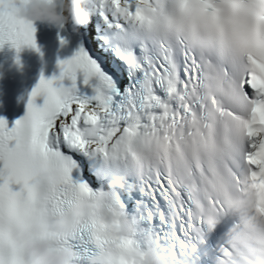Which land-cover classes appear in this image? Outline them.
<instances>
[{
  "label": "snow or ice",
  "instance_id": "snow-or-ice-1",
  "mask_svg": "<svg viewBox=\"0 0 264 264\" xmlns=\"http://www.w3.org/2000/svg\"><path fill=\"white\" fill-rule=\"evenodd\" d=\"M20 2L0 0V45L39 51ZM90 7L58 74L40 76L12 127L0 117V264H28L7 233L34 220L75 249L73 264H144L152 240L176 264H264V0ZM95 157L122 187L98 170L73 178ZM67 211L71 235L53 225Z\"/></svg>",
  "mask_w": 264,
  "mask_h": 264
},
{
  "label": "clouds",
  "instance_id": "clouds-1",
  "mask_svg": "<svg viewBox=\"0 0 264 264\" xmlns=\"http://www.w3.org/2000/svg\"><path fill=\"white\" fill-rule=\"evenodd\" d=\"M92 0H21L17 6V14L32 22L45 23L52 27L71 25L74 30L83 27L92 19ZM125 181L123 175H110L105 183L110 186L122 187ZM244 201H238L242 207ZM95 210L100 219L112 226V215L105 206L103 197L95 205ZM54 227L71 235L76 227V214L67 211L63 216L53 221ZM115 230L118 234H126L131 230L127 218H122ZM45 225L39 221H32L29 225L12 224L8 229V239L15 245L23 248L28 264H73L76 251L71 246L57 245L50 235H45ZM175 251L166 248L158 241H150L144 251V264H176Z\"/></svg>",
  "mask_w": 264,
  "mask_h": 264
},
{
  "label": "bare ground",
  "instance_id": "bare-ground-1",
  "mask_svg": "<svg viewBox=\"0 0 264 264\" xmlns=\"http://www.w3.org/2000/svg\"><path fill=\"white\" fill-rule=\"evenodd\" d=\"M89 39H91V36H89ZM93 47H95V43H93ZM96 160H97L98 162H100V159H99V158H96Z\"/></svg>",
  "mask_w": 264,
  "mask_h": 264
}]
</instances>
